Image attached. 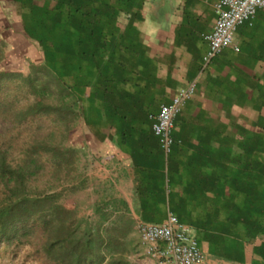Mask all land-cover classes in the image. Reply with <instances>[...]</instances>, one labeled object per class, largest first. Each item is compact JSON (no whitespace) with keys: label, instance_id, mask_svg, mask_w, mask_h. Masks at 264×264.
<instances>
[{"label":"crops","instance_id":"obj_1","mask_svg":"<svg viewBox=\"0 0 264 264\" xmlns=\"http://www.w3.org/2000/svg\"><path fill=\"white\" fill-rule=\"evenodd\" d=\"M218 1L12 0L42 53L26 32L35 17L55 20L57 46L74 52L70 64L58 56L57 74L105 166L126 180L138 223L171 214L204 264H264V10L238 26V51L205 64ZM191 84L166 155L155 117Z\"/></svg>","mask_w":264,"mask_h":264},{"label":"rangeland","instance_id":"obj_2","mask_svg":"<svg viewBox=\"0 0 264 264\" xmlns=\"http://www.w3.org/2000/svg\"><path fill=\"white\" fill-rule=\"evenodd\" d=\"M0 78L14 104L13 110L0 111V158L23 176L19 189L31 198L55 199L74 211L81 223L76 238L81 231L102 234V264H153L126 202V180L98 155L81 125L74 97L45 66L42 50L25 34L12 0H0ZM37 104L48 108L26 117ZM18 113L24 117L17 119ZM9 179L0 174V206L15 202V182ZM0 264L42 263L36 248L23 244L0 246Z\"/></svg>","mask_w":264,"mask_h":264},{"label":"trees","instance_id":"obj_3","mask_svg":"<svg viewBox=\"0 0 264 264\" xmlns=\"http://www.w3.org/2000/svg\"><path fill=\"white\" fill-rule=\"evenodd\" d=\"M32 21L34 25L27 27L26 32L41 44L45 66L63 85L66 92L74 94L71 86H68L57 74L58 56H64L66 62L70 64L74 54L72 50L65 51L57 46V22L39 17H35ZM36 27L49 32L37 33ZM48 45H53V49ZM68 68L71 71V66ZM5 94L0 85V111L13 110L14 104ZM41 108L48 107L37 104L28 109L30 113L24 115L28 117ZM24 115L18 113L15 117L19 119ZM1 173L15 182V187L11 190L15 202L0 206V246L31 245L36 248L38 260L42 264H102L104 262L105 255L102 250L105 240L102 234L97 233L93 236L91 232L81 231V236L76 238V228L80 227L81 223L74 211L58 205L55 199L31 198L24 195L19 189L24 184L23 176L11 167L8 168L4 157L0 158ZM9 180L5 181L6 185H10ZM112 241L114 239H110V243Z\"/></svg>","mask_w":264,"mask_h":264},{"label":"built area","instance_id":"obj_4","mask_svg":"<svg viewBox=\"0 0 264 264\" xmlns=\"http://www.w3.org/2000/svg\"><path fill=\"white\" fill-rule=\"evenodd\" d=\"M215 7L217 12L215 26L205 36L209 44V50L204 58L205 64H208L223 48L238 51L235 42L238 26L253 18L258 10H264V0H219ZM195 90L194 84L181 88L171 104L162 106L160 113L155 117L153 129L166 155L170 153L173 144L174 119L181 111L184 102L192 98ZM137 230L148 254L158 257L166 264L205 263V256L196 240L190 235L189 229L180 224L174 215L170 214L161 224L139 222ZM158 242L165 243L163 250L156 247Z\"/></svg>","mask_w":264,"mask_h":264}]
</instances>
